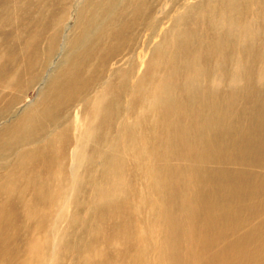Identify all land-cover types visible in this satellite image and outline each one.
<instances>
[{
  "label": "bare ground",
  "instance_id": "6f19581e",
  "mask_svg": "<svg viewBox=\"0 0 264 264\" xmlns=\"http://www.w3.org/2000/svg\"><path fill=\"white\" fill-rule=\"evenodd\" d=\"M11 1L0 0L4 112L35 82L30 74L44 43L41 34L30 40L29 30L39 25L33 19L20 29ZM15 1V13L25 6L23 12L37 11L40 23L53 27L71 2ZM162 1L88 0L89 13L78 6L84 30L95 27L93 34L70 41L80 49L69 65L63 62L60 72V63L38 102L0 129V223L7 225L18 209L34 228L19 264H64L62 249L71 248V236H77L82 264L99 262L104 237L96 215L120 213L126 235L135 228L133 217L141 218L126 188L124 175L132 171L142 173L144 183L152 177L145 200L151 195L161 209L160 200L172 198L153 217L151 235L135 232L143 242L135 262L264 264V0H184V12L145 66L146 72L154 67L149 85L145 72L125 81V70L114 66L126 55L132 66L140 26L155 29ZM16 24L20 32L13 34ZM56 37H49L50 51ZM68 207L71 220L60 229ZM147 238L159 247L150 260Z\"/></svg>",
  "mask_w": 264,
  "mask_h": 264
},
{
  "label": "rangeland",
  "instance_id": "374dc122",
  "mask_svg": "<svg viewBox=\"0 0 264 264\" xmlns=\"http://www.w3.org/2000/svg\"><path fill=\"white\" fill-rule=\"evenodd\" d=\"M24 1L26 2L27 0ZM50 1L56 2L57 4L59 0ZM87 1L88 0H71V2L67 5L66 10L63 12V16H65L64 20L59 25H56L54 27L50 24H46L47 21L45 19H43V22L40 23L37 11L32 10L23 12L25 6L15 13L14 8L17 2L15 0L11 1L13 11L12 17H14L16 20L17 17H20V20H22V22H18L20 24V29L25 30V24L27 23V21H31L33 19L35 24L39 25L36 27H32L29 30V33L31 34L30 40L36 42L35 38L38 34H41L39 42L44 41V43L43 46L39 49L40 59L35 61V64H38V68L35 69L32 74H30V76H37L35 82L32 83L30 88L27 89V93L24 95V99L21 103L16 104L12 108H10L9 111H0V129L4 128L7 123L18 117L21 112V108L35 105L38 102L37 100L40 97L39 93H41V90L46 85L50 75L60 65V63V72L65 69L64 63H66V67L69 65L70 55L77 54L80 49L79 44L73 45L70 41L80 34H83L81 36L83 40H88L93 34L95 27L94 29L87 28L84 30V22L83 20H80L77 15L79 8L78 6L81 5V9L87 8V12L89 13L90 9L87 4H85ZM183 2L184 0H163L159 5V8L161 9L158 8V24L156 23L155 29L151 30L150 27L140 26V30H142L140 31L138 37V43L132 53V59L134 60V63L132 64V66H129L128 63L126 64V60L128 57V55H126L125 61H120L117 66H114V69L123 68L125 70V81H134L137 76L145 72L146 78H144L142 81L146 82L144 83V85H149L148 79L152 74L154 67L150 69V72H146L144 71L145 66L147 65V62L151 57L153 48L157 46L162 40V36L165 30L170 26L177 15L184 12ZM188 2L190 3V1ZM192 2H194V0H191V3ZM51 10L52 8L50 5V11ZM87 15H84V17H87ZM164 15H166V17ZM159 21H161V23H159ZM94 26H96V24ZM17 27L18 24L10 27L13 34H17L20 32L19 30H17ZM82 30L84 31L82 32ZM50 35L57 36L54 43L55 46L52 51H50L51 45L48 42ZM108 75H106V77ZM108 78H110V76H108ZM128 99L129 93L124 95L123 101L126 103ZM177 150L180 154H184L185 152V148L182 144H178ZM187 158H189L192 162L195 157L192 153H190ZM207 162L208 163L204 167V169L211 165L212 158ZM1 165L3 164L0 161V166ZM212 165H216L215 162H213ZM124 177L127 183L126 188L133 204L141 210V218H139V220L137 221L133 217L135 228L129 235H126L124 234V230L122 228L123 224L120 221V213L107 211L104 217L102 215H96L95 218L97 219L95 220V223L102 224L103 229L104 238L103 241L98 245L99 248L103 250V257L99 262L93 264H138L134 261V251L138 249L139 246H142L143 242L139 241L136 238V234L142 231L146 235H151L154 232V228L151 229V221L153 217L156 216L158 214V211L163 209L165 205H168V203H170L172 200V198H166L162 202V200L157 197L158 201L160 200L162 202L161 203L159 201L161 204L160 209V206L153 200L151 195L146 196V200L142 196L143 193H148L150 180L152 179V177L149 180H147L146 178V183H144L145 176H143V174L140 172L132 171V174L128 176L125 173ZM27 199L29 200V195L27 196ZM84 202L86 204L88 203L87 200H84ZM8 209L11 211L13 208L9 207ZM18 212L19 210L17 209L15 212L10 214V221L7 225H1L2 223H0V251H7V253H5L3 257H1L0 253V264H19L21 246L23 247V242L24 240L26 241L29 232L34 230L33 226H30V224L28 225V218L26 220L25 213L23 217L18 215ZM65 212L66 216L61 224L60 229H62L71 220L72 207H68ZM81 213L82 216L86 217V211H82ZM55 217L56 216L52 214V218ZM142 219H145L147 223H142ZM83 222L84 220L81 221V228L83 226ZM21 224L22 226H24L23 230L20 229ZM38 238L39 240L44 241V239H46L45 232H42L38 236ZM49 241L53 242L54 239L50 238ZM70 242L71 248L64 247L62 249L63 254L61 256V259L64 261V264H82L80 261V251H78L79 249L77 247V236H71ZM86 243L87 240L83 242V245H85ZM145 244L147 247L146 255L149 256L148 260H150V258H156V253L159 247H155V239L147 238ZM127 250H129V253ZM49 252L51 258H53V254H57V252L53 250V247L49 248Z\"/></svg>",
  "mask_w": 264,
  "mask_h": 264
}]
</instances>
